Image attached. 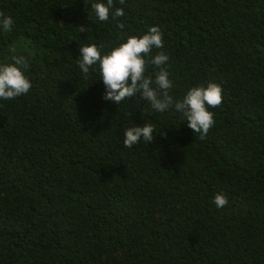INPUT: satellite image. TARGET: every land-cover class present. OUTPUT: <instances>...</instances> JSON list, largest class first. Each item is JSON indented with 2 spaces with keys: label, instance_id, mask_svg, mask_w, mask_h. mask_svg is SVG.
<instances>
[{
  "label": "trees",
  "instance_id": "1",
  "mask_svg": "<svg viewBox=\"0 0 264 264\" xmlns=\"http://www.w3.org/2000/svg\"><path fill=\"white\" fill-rule=\"evenodd\" d=\"M94 2L0 0V66L25 57L32 84L0 99V264H264V0H114L109 21ZM153 26L174 99L222 88L204 139L139 94L105 100L98 64L81 74L83 46ZM145 123L153 141L124 147Z\"/></svg>",
  "mask_w": 264,
  "mask_h": 264
},
{
  "label": "clouds",
  "instance_id": "2",
  "mask_svg": "<svg viewBox=\"0 0 264 264\" xmlns=\"http://www.w3.org/2000/svg\"><path fill=\"white\" fill-rule=\"evenodd\" d=\"M125 0H119L124 4ZM114 7V0H96L92 3V9L99 21H109L110 10ZM123 8H115L112 18L124 16ZM13 19L0 12V27L5 31L12 30ZM118 26L123 29V22ZM83 31V26L80 27ZM105 45L99 47L96 44L85 45L81 48L82 57L79 69L84 79L90 76V68L99 65L100 75L105 85L104 99L120 104L126 99L139 94L147 100L151 108L156 112L164 113L169 109L181 113L187 126L194 133H200V139H204L215 123L214 113L210 108H217L223 102L222 88L215 82H209L206 86L192 87L180 100L174 99L170 94L173 81L169 78V71L163 67L169 60L168 55L159 52L155 56L152 50L164 47L163 34L156 27H150L142 36H129L126 42L112 48L106 54L102 53ZM13 63L0 66V99L12 100L29 92L31 81L24 75L28 68V61L23 56H13ZM154 65L158 71L155 79L151 75L146 76L148 65ZM129 80L131 82H129ZM154 128L151 124L128 127L124 134L123 144L126 148L138 145L143 138L145 142L153 141ZM217 208L228 205L229 200L223 193L214 197Z\"/></svg>",
  "mask_w": 264,
  "mask_h": 264
}]
</instances>
